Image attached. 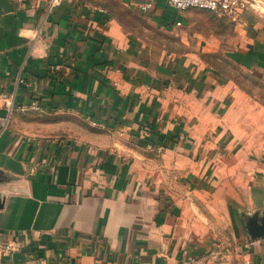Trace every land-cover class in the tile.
Returning a JSON list of instances; mask_svg holds the SVG:
<instances>
[{
	"label": "crops",
	"instance_id": "1",
	"mask_svg": "<svg viewBox=\"0 0 264 264\" xmlns=\"http://www.w3.org/2000/svg\"><path fill=\"white\" fill-rule=\"evenodd\" d=\"M144 1L0 6V92L14 105L0 126V264H264V236L247 232L264 211V103L205 58L216 49L193 30L198 9L142 13ZM235 27L237 60L264 78V12ZM33 99L37 112L15 107ZM25 114L76 115L93 136H25ZM228 225L234 247L213 262Z\"/></svg>",
	"mask_w": 264,
	"mask_h": 264
},
{
	"label": "rangeland",
	"instance_id": "2",
	"mask_svg": "<svg viewBox=\"0 0 264 264\" xmlns=\"http://www.w3.org/2000/svg\"><path fill=\"white\" fill-rule=\"evenodd\" d=\"M197 11L199 13L193 16L196 19L193 30L200 36L199 38L212 39L214 43L212 48L216 49L205 58L208 59L212 66L234 79L243 89L251 95H256L264 103V78L251 72L248 67L241 64L236 58V50L240 46H246L247 44L245 30L236 28L235 24L225 16H219L203 10ZM259 12H264V5ZM131 21L134 27H141L147 36L157 37L160 41L171 43V36L173 35H169L164 31H157L150 23H143L134 19H131ZM29 115H23L25 119L27 118L28 120L30 118L32 120L24 126L25 130L22 133L25 136H46L45 138L49 139L64 138L70 141L85 142L92 135L90 126L82 117L76 115H67L66 117L59 115ZM214 242L213 250H221L223 247L233 248L235 240L231 226L228 225L223 228L217 234Z\"/></svg>",
	"mask_w": 264,
	"mask_h": 264
},
{
	"label": "built area",
	"instance_id": "3",
	"mask_svg": "<svg viewBox=\"0 0 264 264\" xmlns=\"http://www.w3.org/2000/svg\"><path fill=\"white\" fill-rule=\"evenodd\" d=\"M16 2H22L25 0H14ZM36 3H42L45 5L47 12L50 13L52 10L58 6L62 0H32ZM73 2L74 0H68ZM153 1L159 0H146L142 4H139L138 10L142 13L148 12L153 5ZM164 2L167 6L174 8L177 11H185L188 9H198L203 11H208L219 16L227 17L232 23L237 24L241 16L248 9L259 10L264 5L263 0H160ZM177 25L180 23L177 22ZM56 66L55 68H58ZM0 100L4 101L6 114L0 116V126L5 127L9 121V117L13 110V101L11 96L5 92H0ZM20 111H34L40 110V104L36 99L30 100L28 103H21L15 106ZM95 125V123H93ZM166 149L165 144L154 145V150L156 154H161ZM246 247L249 245L248 242L244 244ZM209 257L213 262L220 261L219 250H214L210 253ZM190 262H194V258H190ZM37 264H54L50 263L45 259H40Z\"/></svg>",
	"mask_w": 264,
	"mask_h": 264
},
{
	"label": "water",
	"instance_id": "4",
	"mask_svg": "<svg viewBox=\"0 0 264 264\" xmlns=\"http://www.w3.org/2000/svg\"><path fill=\"white\" fill-rule=\"evenodd\" d=\"M8 4V0H0V6L6 7ZM247 232L249 237L252 239L264 236V211L260 219L257 217L248 218Z\"/></svg>",
	"mask_w": 264,
	"mask_h": 264
},
{
	"label": "trees",
	"instance_id": "5",
	"mask_svg": "<svg viewBox=\"0 0 264 264\" xmlns=\"http://www.w3.org/2000/svg\"><path fill=\"white\" fill-rule=\"evenodd\" d=\"M229 20V19H228Z\"/></svg>",
	"mask_w": 264,
	"mask_h": 264
}]
</instances>
